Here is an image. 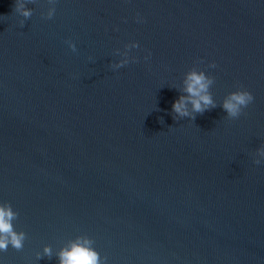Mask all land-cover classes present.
I'll return each instance as SVG.
<instances>
[{"label": "water", "instance_id": "water-1", "mask_svg": "<svg viewBox=\"0 0 264 264\" xmlns=\"http://www.w3.org/2000/svg\"><path fill=\"white\" fill-rule=\"evenodd\" d=\"M14 4L0 0V205L26 239L0 264H58L77 237L102 264H264V0H56L51 19L37 0L24 26ZM193 69L216 106L178 117ZM238 87L254 100L229 119Z\"/></svg>", "mask_w": 264, "mask_h": 264}, {"label": "clouds", "instance_id": "clouds-1", "mask_svg": "<svg viewBox=\"0 0 264 264\" xmlns=\"http://www.w3.org/2000/svg\"><path fill=\"white\" fill-rule=\"evenodd\" d=\"M37 0H15L14 11L25 19L20 20V25L24 26L25 20L30 18L33 9L26 6L27 3H36ZM50 5L46 15V19H51L55 13L56 0H48ZM69 47L76 51V45L72 41H68ZM129 47V45H125ZM131 48L139 47L137 42H132ZM119 53V50H116ZM151 55V53H149ZM135 59V58H134ZM147 59V57H146ZM129 63V59H121L113 63V69H119ZM210 67H215L212 62ZM214 83L212 76L206 75L203 71L195 69L189 71L185 75L183 92L186 95H180L172 104V111L178 117L195 118L196 113H203L209 108L215 107V102L209 91L210 86ZM254 100L253 94L243 87H238L230 92L222 103V108L225 110L229 119H238L244 110ZM189 105L191 108L189 109ZM175 118V117H174ZM259 158H254V163L261 164L264 162V146L257 149ZM18 213L13 211L10 204L0 205V250L7 251L9 245L20 250L24 246L26 233L17 231L14 228L13 220L17 219ZM93 241L87 237H77L71 241L68 246L62 247L57 253L58 264H102L99 252L92 246ZM43 255L51 258L52 249L50 246H45Z\"/></svg>", "mask_w": 264, "mask_h": 264}]
</instances>
